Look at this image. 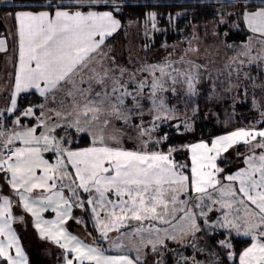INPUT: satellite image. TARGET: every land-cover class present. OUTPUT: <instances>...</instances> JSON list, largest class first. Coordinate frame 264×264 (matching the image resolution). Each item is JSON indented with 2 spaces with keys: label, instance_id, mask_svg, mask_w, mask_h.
<instances>
[{
  "label": "snow or ice",
  "instance_id": "1",
  "mask_svg": "<svg viewBox=\"0 0 264 264\" xmlns=\"http://www.w3.org/2000/svg\"><path fill=\"white\" fill-rule=\"evenodd\" d=\"M185 7L0 0V264H264V0Z\"/></svg>",
  "mask_w": 264,
  "mask_h": 264
},
{
  "label": "trees",
  "instance_id": "2",
  "mask_svg": "<svg viewBox=\"0 0 264 264\" xmlns=\"http://www.w3.org/2000/svg\"><path fill=\"white\" fill-rule=\"evenodd\" d=\"M152 3L155 8H158L160 12L168 13V12H192L195 11L192 7H185L186 5H194L196 0H133V6L138 7L142 4ZM174 5V7H172ZM133 16H138V12H132ZM187 19H193V17L189 16ZM201 23L204 22L205 17L197 18ZM178 22L180 24H185L187 21L184 18H178ZM162 25H165L164 18H161ZM173 36L176 34H172ZM165 39H168L171 42V36H165ZM243 110V108H242ZM211 127L207 121L203 124V131H206V127ZM211 132V131H210ZM26 227H29L31 230L34 228L31 225L22 226L20 232L22 233V239L25 244V249L27 254L29 255L30 264H32L31 256L33 250L36 251V246L41 247L38 252L36 251L40 260L41 264H59V250L57 246L52 245L49 241L41 240L37 235L31 236L28 232ZM35 230V229H34ZM88 230L91 231V223H89ZM44 247V248H43ZM55 253V254H54ZM187 254V253H185Z\"/></svg>",
  "mask_w": 264,
  "mask_h": 264
},
{
  "label": "rangeland",
  "instance_id": "3",
  "mask_svg": "<svg viewBox=\"0 0 264 264\" xmlns=\"http://www.w3.org/2000/svg\"><path fill=\"white\" fill-rule=\"evenodd\" d=\"M10 7V5H9ZM6 25V26H5ZM5 29L9 28L10 27V24L8 23V21L5 23ZM129 39H131L133 41V43L138 47L141 43V38L136 36V37H130ZM241 112H244L246 113V109H240ZM207 121V120H206ZM205 121V122H206ZM209 124H211V127H206V131H203V134L205 135V138H207L208 135H212V134H220V129H221V126L218 124V123H215V117H212L211 118V121H207ZM211 131V132H210ZM26 226V225H25ZM24 227V226H23ZM27 229V232L33 236V232L31 231V229L29 227H26ZM42 247V246H41ZM39 246H36V251L38 250V252L40 251L39 249L41 248Z\"/></svg>",
  "mask_w": 264,
  "mask_h": 264
},
{
  "label": "water",
  "instance_id": "4",
  "mask_svg": "<svg viewBox=\"0 0 264 264\" xmlns=\"http://www.w3.org/2000/svg\"><path fill=\"white\" fill-rule=\"evenodd\" d=\"M31 261L34 262L35 264H41V260L36 252L32 253Z\"/></svg>",
  "mask_w": 264,
  "mask_h": 264
},
{
  "label": "crops",
  "instance_id": "5",
  "mask_svg": "<svg viewBox=\"0 0 264 264\" xmlns=\"http://www.w3.org/2000/svg\"><path fill=\"white\" fill-rule=\"evenodd\" d=\"M7 22V20H5L4 21V25H5V23ZM6 26V25H5ZM4 26V27H5ZM46 218H48V219H51V218H53V216H50V215H48V214H46ZM79 226H76V225H73V227H72V229H70V230H74V229H76V228H78ZM32 232H33V234L34 235H37L38 236V234H37V232L33 229V230H31ZM34 237V236H33ZM39 237V236H38ZM44 248V247H43ZM27 253V252H26ZM29 262H30V260H29Z\"/></svg>",
  "mask_w": 264,
  "mask_h": 264
},
{
  "label": "flooded vegetation",
  "instance_id": "6",
  "mask_svg": "<svg viewBox=\"0 0 264 264\" xmlns=\"http://www.w3.org/2000/svg\"><path fill=\"white\" fill-rule=\"evenodd\" d=\"M33 252H36V251H35V250H33ZM33 252H32V253H33ZM36 253H37V252H36ZM32 264H35V263H34V262H32Z\"/></svg>",
  "mask_w": 264,
  "mask_h": 264
}]
</instances>
